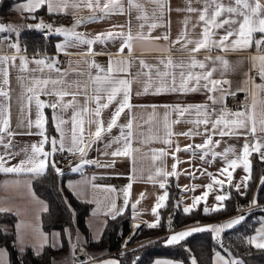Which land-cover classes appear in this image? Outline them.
<instances>
[{"label": "snow or ice", "instance_id": "1", "mask_svg": "<svg viewBox=\"0 0 264 264\" xmlns=\"http://www.w3.org/2000/svg\"><path fill=\"white\" fill-rule=\"evenodd\" d=\"M151 3L157 5L158 12L154 11L150 17L144 6L137 0H127L129 10L137 11L136 19L141 21L139 31L135 34L131 28V16L127 25H113L112 29H120L119 31L108 30L106 32L97 33L94 36H89L77 31L76 29L81 24L100 22L112 15L125 14V0H26L25 3L17 6V11L27 13L29 18L38 19L35 13L41 8L46 7L49 15L68 14V9L79 10L81 6L92 11L93 15L89 18L75 19L71 27L59 26L45 23L41 18L35 25L26 27H34L42 32L55 33L64 37L63 42L58 43L56 48L59 52L65 55H71L69 48L79 49L82 46H87L86 51L76 53L83 57H92L90 61L85 59L84 63L94 70V74L77 72L80 77H86L82 83L80 80L69 83L67 81V70H62L57 67L59 63L58 57L41 56L29 59L25 55H20L22 49L18 41L9 42L8 46L14 50V55L0 56V172L14 173L17 175L27 174L30 176H44L49 168L53 169L57 174L62 175L63 171L57 166V161L54 159L57 152H67L70 155L78 156L80 164L73 171H80L83 165L93 164L97 167H112L116 163V158H130L135 163L134 153L140 151L139 148L133 147V142L143 133H138L134 127L136 115L134 109L151 107L153 114L150 116L147 123H151L152 118L156 114L157 107H163V133H157L150 136L146 140H141V143L159 142L164 144L165 148L151 149L152 160L155 167V173L149 175L147 182L156 183L159 178V187L164 189L163 195L158 196L157 202L152 209V214L156 216L155 222L148 223L147 227L157 228L160 225L159 209L166 207L168 200L167 183L168 177L179 178L180 173L177 171L179 164L183 161L179 160L177 153L184 151L189 152L192 158H199L206 163H214L217 158H220L224 167L220 168L217 174L207 172L204 169L201 175H208L211 183L204 187L206 190L201 196H194L193 203L190 206H185L183 212L191 214L203 201L205 207L203 212L209 214L210 211H222L225 209L224 201L230 199V194L225 191V184L234 187L237 192H240L241 185L245 189L248 187V182L251 180V161L250 156L253 152L258 153L260 158L264 160V114L257 117V95L258 92H264V82L256 84L253 79V88L256 92L252 93L253 102L250 108H241L238 111H231L227 107V97L236 95V92L231 90V82L223 78V72L230 67V62L225 56L217 55L215 57L205 56L204 60L197 58V54L201 51L212 52H235L245 51L255 47L257 53L264 51V4L261 0H195L201 4V8L192 7L193 0H188L186 9H176L177 11H187L189 13H198L196 24L192 25V32L197 26L201 27L198 37L192 35L188 30L190 18H185L184 28L180 34L171 39L170 20L165 21L166 13L171 12L170 0H150ZM99 13V15H97ZM147 27V32L144 31ZM127 28V31L124 29ZM158 28H168V31L161 35L153 36L152 33ZM223 30V34H220ZM0 33H14L16 36L20 34L19 26L12 24L0 23ZM260 34V38L256 39V35ZM4 39H8L7 36ZM119 41V47L113 59L112 53L109 55L108 65L105 68L94 59L97 55L105 54L103 51H94V45H107L109 42L115 43ZM164 41V44L158 42ZM180 45L178 51L188 54L186 60L175 61L171 55L166 58L159 59L156 64H148L144 60H139V70L132 74L133 61L125 57V49L128 56H131L137 47L144 50L168 52ZM19 58V69L21 72L39 73L40 75H30L26 78L23 76L17 77V82L22 89L19 97L21 101V115L25 110L28 116L31 117L33 106L35 108V119H28L24 125L21 121L17 127L26 126L28 129L35 127L36 132H16L12 130L11 124V82L9 79L8 66L16 67V60ZM253 68L256 70L259 78L264 81V54H257L251 57ZM35 64V68L29 69V64ZM77 63H80L77 61ZM211 65V67H209ZM219 66V67H218ZM221 71V77L216 78L215 73ZM45 72L48 75H45ZM51 73H56L55 78ZM247 75V74H246ZM146 79L143 82L142 90H138L135 95H164V94H181L188 95L192 93H205L207 96L206 102L200 104H175V105H134L132 103L134 83L140 82V77ZM252 79L251 77H249ZM247 82V81H246ZM89 84L91 85V93H89ZM237 91H246V89H238ZM41 96L54 97L50 101L41 99ZM83 96V103L77 97ZM71 97V99H65ZM208 102H211L210 104ZM264 103V102H261ZM94 105V107H89ZM115 105L111 112L110 118L105 121L103 113L111 106ZM219 106V107H217ZM50 108L53 112L55 120V128L59 133V139L49 137L47 135L46 125L48 119L44 109ZM71 110L72 114L68 119L64 118V114ZM127 112L128 119L126 123H119L120 118ZM175 114V119L172 118ZM191 125L185 132H175L174 125L177 124ZM95 126L94 131L92 126ZM114 128L119 129V135L111 136ZM17 135H38L41 140L38 143L25 145L19 150H15L14 138ZM105 136H110V139L104 145L102 156L111 157L109 164H102L99 160H88L87 155L91 150L92 145L104 140ZM184 136L194 139L197 136L203 137V143L187 144L183 148L180 147L178 141L173 149V137ZM219 136L221 139H214ZM244 137V143L239 154L234 147L229 146L222 152L216 151L221 140L224 137ZM249 137H252L250 140ZM46 145L50 147L46 150ZM116 146L114 150L113 146ZM171 155L174 163L172 170H167L166 158ZM21 157L17 163L12 164V160ZM211 157L209 160L208 158ZM191 163V161H188ZM242 167L246 175L242 177L241 182L235 185L232 184L233 172ZM186 171V170H185ZM195 179V173H187ZM219 177H225L220 179ZM95 176L89 180H84L80 185L69 184L75 194L86 197V189L90 186L93 191H102L104 199L97 200L95 197L86 198V203L96 205L92 212L93 217L103 216L115 220L118 216L123 215L128 209L131 199V189L135 182V171L129 177L130 182L119 193L123 196V204L117 205L119 198L118 190L114 186H103L93 183ZM19 181H17L18 183ZM261 184L264 185V178H261ZM214 185L222 194H217L215 200L217 204L212 209L206 205L207 197L214 190ZM199 185H193L189 191H195ZM246 194V193H241ZM33 199L41 205V212H47L48 207L43 201H40L35 193H32ZM144 199V193L140 194V198L131 203L133 216L136 218L137 205ZM252 205H256L257 201L254 198ZM178 206V205H177ZM67 207L71 211V205ZM2 211H11V209L0 208ZM19 215V213H17ZM39 219V217H37ZM245 219V216L236 217L229 222L221 225L196 227L186 229L179 233H174L166 240L167 244H178L192 232L210 231L216 234L217 239H220V234L226 229H231L237 224H240ZM101 227L107 225V219L100 221ZM91 225H89L90 227ZM171 229V218L168 222ZM134 227L139 228V224ZM31 231L32 240L35 243H29L26 238L25 229ZM67 239L70 244V258L67 264H77L78 258L75 257V251L79 247L83 252V244L87 243L82 240L77 233L73 239L71 229L65 230ZM52 242L49 243V235L46 234L42 227L36 225L32 227L25 225L23 222L17 225L16 245L23 252L25 248H33L34 254L39 256L44 248L63 247V243L59 241L60 233H52ZM102 235L101 231H97L95 239L98 241ZM244 243L255 247L256 249L264 250V226L255 230V235L245 237ZM127 246V241L125 242ZM6 249H0V264H5L4 257ZM94 259L91 256L87 257L88 262ZM80 264H85L80 261ZM101 264H120L119 260L109 259L101 261ZM155 264H174L171 260H157ZM191 264H197L195 257L192 258ZM216 264H244L240 259H227L219 252L216 253Z\"/></svg>", "mask_w": 264, "mask_h": 264}, {"label": "crops", "instance_id": "2", "mask_svg": "<svg viewBox=\"0 0 264 264\" xmlns=\"http://www.w3.org/2000/svg\"><path fill=\"white\" fill-rule=\"evenodd\" d=\"M26 0H14L13 4L11 5V13L7 20H3L0 18V23L8 22L11 18V15L16 13L22 20L21 24H29V25H35L39 22V19H43L44 22L46 19H59L61 22L58 25H55L56 27L64 26V27H71L74 24L75 19L80 18H89L93 15L92 11L81 6L79 10H74L72 8L68 9V14L59 17L57 14H54L50 16L47 11L46 7L41 8L38 10L35 15L38 19H31L29 18L27 13L17 11V6L20 4L25 3ZM138 3L142 4L147 11L148 15L151 17L153 12H158L157 5L154 3H151L150 0H137ZM227 2V0H225ZM261 3L264 4V0H261ZM125 14L124 15H112L109 18H106L100 22H94V23H87V24H81L76 30L84 33L89 36H94L97 33L100 32H106L108 30H115L119 31L120 29H112L113 25H127L129 23V16H131V28L132 32L135 34L137 31H139V24L141 21H138L136 19L138 13L135 10H129L127 0H125ZM188 7V0H170V8L171 12L166 13L165 15V21L170 20V34L171 39L175 40V38L180 34L181 30L184 28V20L185 18H190V22L188 24V30L190 33H192L193 36L198 37L199 33L201 31V27L197 26L195 31L192 32V25L196 24L198 19V13H189L187 11H177L176 9H186ZM192 7L194 8H201L202 5L198 4L193 0ZM99 15V13H97ZM20 24V25H21ZM22 27V26H21ZM21 30V28H20ZM127 31V28L124 29ZM145 32H147V27L144 29ZM168 31V28H158L156 29L152 35H161ZM46 34H50L47 33ZM220 34H223V30H220ZM7 36L8 39H4V37ZM256 39L260 38V34H257ZM64 37L59 36L56 34V37L54 39V48L51 49H45L41 50L37 47H35L34 50H27L26 44L23 40H21L20 36H16L14 33H0V56L3 55H14V50L11 49L8 44L9 42H15L18 41L20 43V46L22 49H26V51H22L20 55H25L29 59L33 57H41V56H48V57H58L63 54L59 52L56 48V45L58 43L63 42ZM160 44H164V41L158 42ZM94 51L101 52L103 51L105 54L97 55L94 57L97 63L104 66L105 68L108 65L109 61V55L107 53H112V58H117L115 56V53L117 52V49L119 47V41H116L115 43L109 42L106 46L96 44L93 46ZM180 45H176L170 53L168 52H159V51H151V50H144L139 47L133 52L131 56H128L127 49H125V57L133 61V67L131 69L132 74L135 75V73L139 70V60H144L148 64H156L159 59L166 58L167 56L171 55V57L179 62L180 60H186L188 54L186 52L178 51ZM87 46H82L79 49L76 48H69L68 52L73 53L71 55H65V60L62 65L57 66L61 68L62 70H67V81L69 83L80 80L82 83L85 81L86 77H80L77 75V72H84V73H92L94 74V70L90 69L87 64L84 63V60H91L92 57H83L76 53H79L81 51H86ZM257 54H264V51L261 53H257L255 50V47L249 50L245 51H229V52H219V51H212V52H206L201 51L197 54V58L200 60H204L205 56H212L215 57L217 55L225 56L226 59L230 62V67L227 71L223 72V78L227 79L231 82V90L237 91L238 89H246V91H237L245 94L247 98V102L237 108L235 111L240 110L241 108H250L253 99H252V93L256 92L257 90L253 88V79L255 80L256 84H260L264 81H262L259 76L257 75L256 70L253 68V62L251 57L253 55ZM79 61L80 63H77ZM16 67H12L11 65L8 66L9 71V79L11 82V124H12V130L16 132H36L37 129L33 127L32 129H28L26 126L17 127V125L23 121L24 125L27 124V121L29 118L32 120L35 119V108L33 106L31 117L28 116L27 110H25L24 114L21 115V101L19 99L22 89L20 87V84L17 82L18 76H23L26 78L25 82H27V77L30 75H40L39 73H31L29 72H21L19 69L20 60L17 58L16 60ZM35 64H29L28 68L33 69L35 68ZM211 67V65H209ZM219 67V66H218ZM221 71H217L215 73L216 78L221 77ZM251 72L253 76L250 79ZM247 74V75H246ZM45 75H48L47 72H45ZM53 78H55L56 73H51ZM139 83H134L132 87L133 91V98L132 103L134 105H145V106H151V105H175V104H200L206 102L207 96L205 93H192L188 95H181V94H164V95H140L136 96L135 93L138 90H142L143 82L146 79V77L141 76ZM247 81V82H246ZM89 93H91V85L89 84ZM228 98V97H227ZM42 100L50 101L51 99H54V97H47V96H41ZM67 99H71V97H66ZM77 99L83 103V96H78ZM257 108L256 113L257 117L264 114V92H258L257 95ZM209 104L211 102H208ZM89 107H94V105H89ZM115 105L111 106L109 109L105 110L103 113V118L105 121H107L110 118L111 112L113 111ZM219 107V106H217ZM45 115L48 119V123L46 125L47 128V135L49 137H56L59 139V133L56 131L55 128V120L53 119V112L50 108L44 109ZM135 115H136V121L134 124V127L136 128V131L138 133H143V136L139 137L133 142V147L139 148L140 151L137 153H134L135 157V163L133 164V160L130 158H116V163L112 167H97L93 164H85L81 168L80 171H73L72 168L78 166L80 164L79 157L76 156V159L69 163L67 166L63 167L66 169V171L70 172V174L66 178V184L69 187V184L72 185H80L82 181L89 180L91 177L95 176L96 179L93 181V183L103 186H114L118 190L119 198L117 199V205L121 206L123 204V196L119 193V190L124 188L129 182V177L133 175V170L135 171V182L133 183V187L131 189V199L130 204L127 210L130 212L131 216V231L129 234L123 238V242L126 241L131 233H133L134 230L137 228L134 227L135 224H139L140 227L143 225H147L148 223L155 222L156 216L152 214V209L154 205L157 202V198L160 195H163L164 189H161L159 187V178H157L156 183L147 182V178L149 175H153L155 173V167L158 165L159 162H156V165H154L152 160V152L151 149H160L165 148L166 146L159 142H149V143H141V140H146L150 136L155 135L157 133L161 134L163 133V114L165 112V109L163 107H157L156 114L152 118L151 123H147L149 121L150 116L153 114V109L151 107H145V108H136L134 109ZM72 112L69 110L67 113L64 114V118L68 119L71 116ZM49 118L52 122L50 125L49 130ZM173 119H175V114L172 116ZM128 119V114L125 112L120 118L119 123L124 124L126 123ZM191 125L188 124H177L174 125L173 130L175 132H185L190 128ZM95 126H92V130L94 131ZM119 135V129L114 128L112 130L111 136ZM258 135H264L259 134ZM110 139V136H105L104 140L101 142H98L97 144L92 145L91 150L88 152L87 159L88 160H99L102 164H109L111 162V157L108 156H102L101 152L104 151V145L108 142ZM214 139L220 140L221 138L219 136L215 137ZM251 140L252 137H249ZM41 140V137L38 135H17L14 138V145L15 150H19L20 148L24 147L25 145H30L32 143H38ZM204 138L197 136L194 139H190L184 136L179 137H173V149L169 150L170 152L174 150L175 143L178 141L181 148H183L187 144H199L203 143ZM244 143V137H224L221 140V143L219 147L216 149L218 152H222L224 149H226L229 146H232L236 149L237 154L240 153L242 146ZM46 150L50 147L49 145H46ZM116 146H113V149H109L108 151L114 150ZM0 151H3L2 148H0ZM258 154V153H257ZM260 157V155L258 154ZM177 157L179 160L183 161V163L179 164L177 167V171L180 173L179 178L176 177H168V183H167V191L169 193V181L173 179L175 183L178 186V196H177V204L183 209L185 206H190L193 203V197L194 196H201L202 193L206 190L204 187L208 183H211V179L208 175H201V172L206 169L207 172H211L214 175L217 174L218 170L222 167H224V163L220 158H217L214 163H206L205 161L201 160L199 156L196 158H192L191 154L189 152L181 151L177 153ZM21 157H17L16 160H12L11 163L15 164ZM209 160L211 157L208 158ZM188 161H191V163H188ZM251 161V159H250ZM174 161L169 155L166 158V164H167V170H172V165ZM186 170V171H185ZM195 173V179H193L191 176H189L187 173ZM246 175L245 171L242 167L237 168L233 172V181L232 184L235 185L237 183L241 182L242 177ZM32 178L33 176L27 175V174H21L17 175L14 173H2L0 172V208H6L11 209V212H14L16 214V219L13 224L2 222L1 225L5 229H14L15 236L13 239V245L16 249L20 250V248L16 245V231H17V225L23 222L25 225H30L32 227H35L39 224L40 227H42V230L49 235V243L52 242V233H60L59 241L62 242L61 239V231L58 228H52L50 230H45L42 226V220H41V205L36 202L35 199H33L32 193H35V196L38 197L40 201H43L44 204L48 205L47 200L39 195L36 190L33 187L32 184ZM220 179H225V177H219ZM259 180V179H258ZM17 181H19L17 183ZM193 185H199L200 187H197L195 191H189L187 189H190ZM70 188V187H69ZM234 188L227 183L225 184V191L229 193L230 189ZM72 191L73 189L70 188ZM235 189V188H234ZM256 187L253 188L250 198L253 197L254 199V192ZM245 188L243 185H241L240 193L245 192ZM74 192V191H73ZM75 193V192H74ZM144 193V199L141 200L140 204L137 205V215L136 218L133 216V210L131 208V203L135 202L137 199L140 198V194ZM217 194H222L217 189V186L214 185V190L210 192L209 196L206 200V205L209 207V209H212L217 204V201L215 200V196ZM76 195V194H75ZM104 193L102 191H93L91 187L89 186L86 189V197L85 196H79L81 199L86 198H93L95 197L97 200H103L104 199ZM77 196V195H76ZM78 197V196H77ZM249 198V199H250ZM225 202V201H224ZM202 208L205 207V203L202 201L201 204ZM96 205L91 203L90 211L86 216V220L88 223V226L91 225L89 228L91 230V234L93 237H95V234L97 231H103L104 227H101L100 221L107 219L106 217L98 216L93 217L92 212L95 209ZM161 209H159V214L161 218ZM19 213V215H17ZM243 216L239 213V211H236L235 213L212 220H205V221H194L192 223H187L184 225H178L176 228L169 230L168 236H171L174 233H179L180 231L186 230V229H192L196 227H206V226H215V225H221L229 222L230 220ZM39 217V219H37ZM261 226H264V217L256 224L255 230L260 228ZM255 230L249 234V236L255 235ZM79 234L84 240V235L81 230H77L76 234ZM25 234L27 241L29 243H35V241L32 240L31 231L29 229H25ZM223 234V232H221ZM75 235L73 236V239L75 238ZM216 234L214 233V236ZM248 236V237H249ZM167 240V239H166ZM122 245V243H121ZM124 245V244H123ZM84 251L83 252H77L75 251V257L78 258L77 264H80V261H88L87 257L91 256L94 259H92L90 262L91 264H101V261H106L109 259H116L118 258V253L121 252L122 246L118 251H109L105 246H86L83 244ZM0 249H6V256L3 258L5 264H10V254H9V248L5 243L0 242ZM33 249V248H32ZM34 250V249H33ZM35 251V250H34ZM219 252L222 256H224L227 259H240V257L231 256L226 248H219L216 247L212 253V262L211 264H216V253ZM71 252H70V244L68 242V245L66 248H59L56 250L49 261L48 264H67L68 259L70 258ZM83 256V257H82ZM195 256L191 257L192 258ZM196 258V257H195ZM157 260H171L174 262V264H185V262L180 258H174L167 255H157L151 260V264H155ZM197 260V259H196ZM243 261V260H242ZM244 262V261H243ZM198 264V262H197ZM245 264V263H244Z\"/></svg>", "mask_w": 264, "mask_h": 264}, {"label": "trees", "instance_id": "3", "mask_svg": "<svg viewBox=\"0 0 264 264\" xmlns=\"http://www.w3.org/2000/svg\"><path fill=\"white\" fill-rule=\"evenodd\" d=\"M14 0H0V18L7 20L12 11L11 5ZM52 16V15H50ZM61 17V14H57ZM25 23L20 30V38L26 44L27 50H34L35 47L45 50L54 48L55 33L46 34L34 27H26ZM52 124L49 118V130ZM251 159V180L245 190L246 194L237 192L234 188L229 191L230 199L224 202L225 209L219 212L210 211L209 214L203 212L201 205L190 215L185 214L183 209L177 204L178 186L173 179L169 181V195L166 207L161 208L160 225L157 228H149L143 225L137 228L130 236L127 246H125L118 258L120 264H151V260L157 255H167L182 259L185 264H191V257L195 256L198 264H211L212 253L219 244L214 240V232L198 231L180 241L178 244H167L166 239L169 230L165 228V223L171 215L175 216L178 225L192 223L194 221H205L222 218L237 211L235 199L237 197L249 200L252 190L256 187L254 198L256 205L239 212L245 216L240 223L223 231L224 239L227 242V251L231 256L242 258L245 264H264V250L256 249L244 243V238L248 237L255 230L256 224L264 217V185L261 178H264V160L257 153L253 152ZM62 175L57 174L49 168L44 176H33L32 184L36 192L47 200V212L41 213L42 226L45 230L58 228L61 231L62 248L68 245L66 229H71L73 236L77 230H81L84 235L86 246H105L109 251H118L121 248L123 238L131 231V216L129 211H124L123 215L115 220L108 218L107 225L102 231L100 239L97 241L91 234L86 216L90 211L91 203H86L66 184V178L70 172L65 168H60ZM259 179V180H258ZM71 205V211L67 205ZM178 205V206H177ZM16 214L11 211L0 212V242L5 243L9 248L10 264H48L52 254L61 247H45L42 254L37 256L30 247L23 252L13 245L15 236L14 229H5L1 223L13 224ZM61 248V249H62ZM220 248V247H219ZM85 264L91 262L84 261Z\"/></svg>", "mask_w": 264, "mask_h": 264}, {"label": "built area", "instance_id": "4", "mask_svg": "<svg viewBox=\"0 0 264 264\" xmlns=\"http://www.w3.org/2000/svg\"><path fill=\"white\" fill-rule=\"evenodd\" d=\"M60 22L61 21L59 19H50L49 18V19L45 20V23L53 24L54 26L60 24ZM64 60H65V55L62 54L59 58V63L57 66L62 65ZM252 76H253V74L251 72L250 77H252ZM233 92H236V95H234V96L229 95L227 100H226L227 107L231 111L236 110L237 108L243 106L247 102V98H246L245 94H243L241 92H237V91H233ZM54 159L57 161V166L59 168H63L65 166H67L69 163L73 162L76 159V156L70 155L67 152H64V153L57 152ZM252 200H253V197L250 198L249 200H244V199L237 197L235 199L237 211L241 212V211H244V210L252 207L253 206L251 203ZM169 218H171V229H169V226H168L169 220L165 223V228L167 230H172V229L176 228L178 226V224L176 223L174 215H171ZM214 240L219 244L220 248H227V242L224 239L223 234H220L219 240L217 239V237L215 235ZM76 251L82 252L79 247L76 249Z\"/></svg>", "mask_w": 264, "mask_h": 264}, {"label": "rangeland", "instance_id": "5", "mask_svg": "<svg viewBox=\"0 0 264 264\" xmlns=\"http://www.w3.org/2000/svg\"><path fill=\"white\" fill-rule=\"evenodd\" d=\"M21 18L16 14V13H14V14H12L11 15V18L9 19V21L8 22H5L4 24H12V25H15V26H19V28H21V26H23L20 22H21ZM21 24V25H20ZM135 231V230H134ZM134 231H133V233H134ZM131 235H132V233H131ZM130 235V236H131ZM127 236V235H126ZM130 236H129V238H130ZM129 238L126 240L127 242H128V240H129ZM126 241H124L123 242V240H122V247L124 248L125 247V242ZM124 244V245H123ZM122 248V249H123Z\"/></svg>", "mask_w": 264, "mask_h": 264}, {"label": "water", "instance_id": "6", "mask_svg": "<svg viewBox=\"0 0 264 264\" xmlns=\"http://www.w3.org/2000/svg\"><path fill=\"white\" fill-rule=\"evenodd\" d=\"M83 257V256H82Z\"/></svg>", "mask_w": 264, "mask_h": 264}]
</instances>
